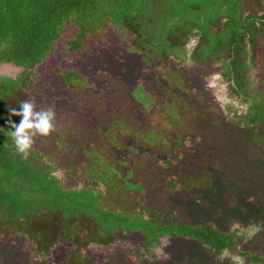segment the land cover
I'll list each match as a JSON object with an SVG mask.
<instances>
[{"label": "rangeland", "instance_id": "obj_1", "mask_svg": "<svg viewBox=\"0 0 264 264\" xmlns=\"http://www.w3.org/2000/svg\"><path fill=\"white\" fill-rule=\"evenodd\" d=\"M241 1L246 13H264V0ZM66 31L35 68L28 95L36 110L56 113L54 130L33 138L41 163L55 166L65 187L97 183L102 207L114 212L159 222H210L220 232L237 228L244 236L217 256L185 237L163 236L145 250L141 234L116 231L114 241L101 248L91 244L85 255L95 257L94 264H240L236 258L264 264L249 257H264V124H230L228 106L240 114L247 105L230 92L219 68L173 57L147 66L140 54L128 52L129 35L113 27L89 37L80 52H68L65 42L75 31ZM259 47L264 52L262 36ZM66 68L84 85L60 84L56 71ZM18 71L0 66V75ZM251 78L264 105V63ZM138 87L151 101L148 111L131 95ZM69 247L59 239L46 254L38 253L27 236L1 229L0 264H64Z\"/></svg>", "mask_w": 264, "mask_h": 264}, {"label": "trees", "instance_id": "obj_2", "mask_svg": "<svg viewBox=\"0 0 264 264\" xmlns=\"http://www.w3.org/2000/svg\"><path fill=\"white\" fill-rule=\"evenodd\" d=\"M68 27L75 31L65 42L68 52H80L89 37L113 27L121 36L129 35L128 52L140 54L147 66L173 57L180 63L218 67L230 92L247 105L240 114L228 106L230 124H264L263 97L251 78L264 63V52L258 53L264 13H246L241 0H0V66L19 70L14 76L0 75V231L27 236L42 254L61 239L70 246L64 264H94L86 248L105 247L116 231L141 234L145 250L163 236L191 238L217 256L236 247V239L244 237L240 229L225 233L210 222H159L140 213L114 212L102 207L97 183L84 180L78 187H65L54 174L55 166L41 163L35 150L27 158L17 150L8 121L19 125L22 116L10 109L19 110L29 100L35 68ZM56 75L64 86L84 85L70 68L57 69ZM142 91L138 87L131 95L148 111L151 101ZM131 185L125 184L138 190ZM249 257L254 263L264 261L258 253Z\"/></svg>", "mask_w": 264, "mask_h": 264}, {"label": "clouds", "instance_id": "obj_3", "mask_svg": "<svg viewBox=\"0 0 264 264\" xmlns=\"http://www.w3.org/2000/svg\"><path fill=\"white\" fill-rule=\"evenodd\" d=\"M12 115L22 116V122L16 125L11 118L9 123L12 125L10 135L12 136L17 150L23 154L24 158L30 155L34 137L38 134L41 136L49 135L55 128L56 113L54 109L36 110L34 103L31 100L21 102L19 110L11 108ZM240 264H243L242 259Z\"/></svg>", "mask_w": 264, "mask_h": 264}]
</instances>
